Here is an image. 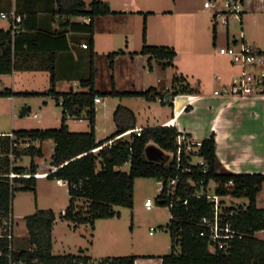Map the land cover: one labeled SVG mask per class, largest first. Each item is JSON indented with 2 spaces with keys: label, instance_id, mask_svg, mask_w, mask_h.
Masks as SVG:
<instances>
[{
  "label": "trees",
  "instance_id": "obj_1",
  "mask_svg": "<svg viewBox=\"0 0 264 264\" xmlns=\"http://www.w3.org/2000/svg\"><path fill=\"white\" fill-rule=\"evenodd\" d=\"M56 10L60 15L91 16L90 23L65 20V24L76 32H89L88 46L91 48L90 74L81 79V84L86 89L58 91L56 89V51L70 47L68 38L64 32H48L28 22L31 17L37 21L35 13H18L16 24L21 30L13 37L11 31L0 30V74L10 73L16 67V58L20 52L26 50L50 51L46 67L51 72V87L44 92H18L11 89L0 91V95H39L50 94L56 96L63 106V122L61 127L19 129L14 131L15 138L9 135H0V146L4 151H9L13 142L20 139H53L55 148L53 152L54 169L47 174L50 179H63L68 181L71 204L63 216L75 224L90 223L94 227L99 218L113 217L117 215L114 205L133 207L135 204V180L139 176L156 177L166 183L174 177H180L176 190L169 197L160 193L158 202L170 205L172 199L181 200L188 198V204H175L171 206L172 219L167 225L172 235L173 244L171 251L163 256V264H264V239L258 238L255 233L264 230V207H258L257 196L263 188L264 173H235L222 169L216 153L215 135L203 139V154L209 165V171L204 173L200 166L190 164L188 157L183 154L181 162L177 160V136L179 130L171 125L154 127H142L140 135L132 132L130 138H117L119 135L129 133L138 128L137 115L133 109L119 104L114 112V120L117 130L104 140L97 139L96 133V96H143L147 100L155 101L164 98H173L181 93H195L194 88L187 82L184 75L175 73L172 80V89L154 86L144 91H119L113 88L109 91H101L95 88V76L97 69L94 63V18L97 15L114 13L108 2L104 0H92L90 7L84 0H57ZM146 24L144 25V46L141 50L144 54H150L164 60L163 64H173L177 54L173 47L149 45L146 42ZM63 40L64 45L54 46L48 43L50 40ZM48 41V42H47ZM124 52L123 49L109 53L113 58ZM61 98V99H60ZM86 114L89 120L88 131H73L68 127L69 116L80 117ZM111 139H115L112 146H103ZM156 144L170 155L168 161L150 160L146 154L149 144ZM103 146V147H102ZM102 147V148H101ZM98 149V151H96ZM15 157L22 154H30L33 159L29 167L12 164L9 157H0V171L8 173L11 170L18 174L28 173L29 176H17L11 182L9 177H0V220L9 219L12 213V202L16 190H36L38 165L34 159L36 155H42V150L36 146H28L26 149L14 148ZM130 162L129 171L117 169V166ZM191 168V170H189ZM205 180V189L211 180L217 182L216 193L222 196L247 197V205H224L226 217L235 229L243 234L232 242L228 253H213L209 249L208 240L200 235L201 219L204 215L213 213V203L206 197H197L194 194L202 190L201 180ZM90 200L87 212L78 207V199ZM225 201L223 200V204ZM57 215L53 209H42L25 217L29 230L31 248H16L13 255L17 259H24L32 264L36 259L41 264H77L85 263L89 256L82 254H54L53 253V227ZM176 244L180 245V252L176 251ZM9 240L0 238V264H9ZM118 260L121 264H135L136 255L108 256Z\"/></svg>",
  "mask_w": 264,
  "mask_h": 264
},
{
  "label": "crops",
  "instance_id": "obj_2",
  "mask_svg": "<svg viewBox=\"0 0 264 264\" xmlns=\"http://www.w3.org/2000/svg\"><path fill=\"white\" fill-rule=\"evenodd\" d=\"M84 1L89 8L92 0ZM104 1L108 2L115 12L97 15L94 18L96 89L109 91L116 88L119 91H144L154 86L158 89L171 90L173 77L175 73H179L186 77L187 82L192 87L198 88V92L181 93L171 99L166 97L164 101L161 99L150 101L143 96L112 95L115 98L122 99L124 97H141L147 102L144 105L147 112L143 115L142 120L139 114L140 111L118 100L112 106L105 104L100 113L98 104L103 103V100L98 102L96 104L97 139L102 138L101 140H103L106 138V134L99 138V132H109V118L112 116L114 119L115 109L119 104H123L134 110L139 128L173 125L179 131H186L199 139H206L214 134L216 153L222 169L235 173H264V94L246 97L215 95V89L231 81L232 76L237 72V67L232 64L229 57L218 52V47L227 44L231 38L226 31V43L219 42L221 28L216 26L213 11L205 7L206 0ZM244 3L243 20L247 36L264 53V0H244ZM57 8V0H0V30L11 31L14 37L22 28L15 23L16 15L20 12H32L37 15L38 19L35 21V18L31 17L28 22L29 25L33 26L37 23L45 31L64 32L70 47L56 51V89L58 91L84 90L86 88L82 86L81 79L88 75L87 73L91 68V48L90 46L84 47L83 43H89L90 33L73 31L70 26L65 24L67 18L71 21H80L84 16L67 17L60 15L56 12ZM12 11L15 13L12 14ZM3 13L6 14L3 15ZM136 17L137 20L139 18V21L141 18L143 23L142 40L139 44L136 39L134 40V33L132 34L130 27H128L133 18ZM119 23L121 24L119 25ZM145 24L147 29L146 42L149 45L169 46L176 50L177 54L172 65L165 66L163 64L164 60L151 58L150 54L141 52L144 46L143 32ZM105 32L106 34H103ZM48 43H52L54 46L65 44L63 40L52 41V39ZM105 48L111 49L109 53L121 49L124 52L113 58V65L108 53V69L102 79L100 67L98 66V54L100 49ZM50 53L48 50L26 49L20 52L16 58L17 67L10 73L0 74V91L7 88L15 93L25 91L44 92L48 90L51 87V72L46 64ZM18 72L29 73L31 74L30 78L33 77V79L36 78L37 74L42 73L46 80H50V86L49 88H18ZM46 72L49 73L50 79H48ZM63 80L74 81V85L77 84L80 88L77 89L74 85H70L69 90L58 89L59 82ZM23 95H0V98L10 99L14 103ZM24 96L38 98L43 103L44 111L54 103L61 105V101L50 94ZM158 104H160V107H158ZM30 108L31 106H28L29 110ZM38 115L34 116L38 117ZM80 119L82 120V116H80ZM113 122L110 135L117 130L115 120ZM38 128L44 129L43 127ZM14 131L16 130H0V135ZM45 140H31L32 145L42 150L41 156L36 155L34 157L38 165L37 182L40 179L48 178L47 174L54 169L53 157L50 158L49 162L43 159L45 158ZM52 147L55 148V141L52 143ZM27 156H30V162L23 164L22 160ZM32 159V155L22 154L18 158L15 157L13 164L29 167ZM116 168L119 169L120 167L117 166ZM52 180L57 181L61 186L67 187L69 192V186L63 179L54 178ZM212 185L215 190L217 182L211 180L209 187L212 188ZM263 189L264 184L257 196V205L261 208L264 207V204L260 202V194ZM226 197L228 196H223V199L225 200ZM248 202L249 198L245 202L239 201L237 203L246 204ZM57 222L58 217L54 223L53 237ZM263 232L264 230H259L255 235L264 239V237L258 236ZM165 254L168 253L151 250L147 252L136 251L130 254H109L104 257L136 255L135 264H163ZM82 255L93 259L85 251Z\"/></svg>",
  "mask_w": 264,
  "mask_h": 264
},
{
  "label": "rangeland",
  "instance_id": "obj_3",
  "mask_svg": "<svg viewBox=\"0 0 264 264\" xmlns=\"http://www.w3.org/2000/svg\"><path fill=\"white\" fill-rule=\"evenodd\" d=\"M119 20L122 22L121 19ZM142 24L141 18L139 21V18L137 20L136 17L133 18L132 23L128 26L132 34L134 33V40L136 39L138 44L142 40ZM219 27L221 28L219 42L224 44L226 43L227 34L224 28ZM235 30L236 28H232V32ZM103 34H106V32ZM110 50L106 48L99 50L98 66L100 67L102 79L108 69V53ZM89 71L88 75L90 74ZM17 75L18 88H49L50 86V80H46L42 73L37 74L35 79L33 77L30 78L31 74L26 72H18ZM46 75L50 79L49 73L46 72ZM74 84V81L63 80L59 82L58 89L69 90L70 85ZM74 86L77 89L80 88L77 84ZM100 97L103 100V103L98 104L100 113L104 109L105 104L112 106L118 100L140 111L139 114L142 120L144 118L143 115L147 112L144 107L147 102L141 97H124L123 99L115 98L112 95L106 97L101 95ZM15 101L12 103L10 99L0 98V130L13 131L38 127H61L64 124L62 105L54 103L44 111L43 103L34 96L23 95ZM25 106H31V108L26 115H22L21 110ZM158 107H160V104H158ZM35 113L39 114L38 117L34 116ZM113 121V117L110 116L109 132H99V138L104 134L110 136ZM66 123L69 129L73 131H88L90 129L86 114L82 115V120L80 117H68ZM125 137L130 138V135ZM27 142L31 143L32 141L30 139H20L17 147L22 150L26 149L31 146V144L27 145ZM52 143H54L53 139H46L44 143L45 158L43 159L46 162L50 161L54 152ZM30 159V156H27L22 160V163L28 164ZM119 167V169L129 171L131 164L127 162ZM159 186L160 180L156 177H137L135 180L134 206L114 205L117 215L99 218L96 220V226L93 227L90 223L75 224L68 222L63 216V212L71 204V195L67 187L59 185L57 181H53L50 178H43L37 182L36 190L15 191L12 213L7 221H12L15 233L14 243L17 248L21 249L33 247L30 244L29 230L25 217L36 213L38 210L53 209L58 217L53 237V252L56 254H82L85 251L94 260H98L109 254H130L136 251L159 250L169 253L173 240L167 225L171 222L173 216L169 204L163 205L158 202ZM208 190L212 192L214 190L213 185ZM227 196L225 203L229 202L230 204L239 201L245 202L247 199L246 197ZM260 202L264 204V189L260 194ZM149 205H151V208H149ZM78 207L82 211L87 212L90 207V200L85 198L78 199ZM152 226L157 228L153 233H151ZM258 236L264 237V232ZM180 250V245L176 244V251L180 252Z\"/></svg>",
  "mask_w": 264,
  "mask_h": 264
},
{
  "label": "built area",
  "instance_id": "obj_4",
  "mask_svg": "<svg viewBox=\"0 0 264 264\" xmlns=\"http://www.w3.org/2000/svg\"><path fill=\"white\" fill-rule=\"evenodd\" d=\"M205 7L213 11V18L216 22V26H222L225 31L230 34V41L218 47V52L230 58L232 64L237 67V72L232 76L229 83L224 84L220 88L215 89L214 93L218 96H229V97H246L251 95L264 94V53L257 47V45L251 41L246 33L243 13L245 11L244 0H206L204 3ZM12 14L15 12L12 11ZM6 13H3L5 15ZM92 21L91 16H84L80 22L90 23ZM232 28H236L232 32ZM84 47H87L86 42L83 43ZM100 96L95 97V103L101 102ZM37 116L38 114H34ZM132 132L140 135L142 132L141 128H136L129 133L119 135L117 138H125ZM13 139L15 135L13 132L7 133ZM115 139H111L103 144V146H112ZM178 150L177 160L181 162L182 155L185 154L191 165L200 166L204 173L209 171V165L203 154L202 146L203 139H199L193 135H190L186 131H179L177 136ZM31 143L27 142V145ZM18 146V142H13L9 151H4L0 146V157H9L12 161L15 159L14 148ZM102 146V147H103ZM101 147V148H102ZM191 170V168H189ZM17 176H29L28 173L18 174L11 170L8 173L0 171V177H9L11 182H14V178ZM180 177H174L166 183L164 180H160L159 192L165 194V197H169L176 190L178 180ZM68 184L67 180H64ZM202 190L194 194L197 197H206L213 203V213L211 215H204L201 219V230L200 235L208 240L209 249L211 252H223L228 253L232 247V242L236 238L243 236L241 232L235 229L234 224L227 219V213L224 210V205L239 207L245 203L236 204H223V196L216 193V191H209V184L206 189L204 187L205 180L202 179ZM225 201V200H224ZM175 204H188V198L181 200L172 199L170 206ZM246 203L245 205H247ZM151 208V205H149ZM8 219L1 222L0 220V238H6L9 240V253L10 263L9 264H30L24 259H17L13 255V250L17 247L14 243L15 233L13 231L12 221L8 222ZM157 228L151 227V233ZM4 253L1 251L0 255ZM32 264H41L36 259ZM77 264H121L118 260L113 257H102L98 260L89 259L87 263L80 261Z\"/></svg>",
  "mask_w": 264,
  "mask_h": 264
},
{
  "label": "water",
  "instance_id": "obj_5",
  "mask_svg": "<svg viewBox=\"0 0 264 264\" xmlns=\"http://www.w3.org/2000/svg\"><path fill=\"white\" fill-rule=\"evenodd\" d=\"M28 107L25 106L21 110L22 115H26L28 113ZM146 154L150 160H157V161H168L170 158V155L166 153L165 150L157 146L156 144H149L146 147Z\"/></svg>",
  "mask_w": 264,
  "mask_h": 264
}]
</instances>
